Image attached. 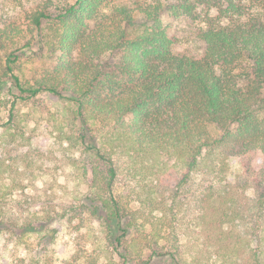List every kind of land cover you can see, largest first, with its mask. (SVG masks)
Here are the masks:
<instances>
[{
	"label": "trees",
	"instance_id": "16d2710c",
	"mask_svg": "<svg viewBox=\"0 0 264 264\" xmlns=\"http://www.w3.org/2000/svg\"><path fill=\"white\" fill-rule=\"evenodd\" d=\"M163 14L202 24L199 58ZM40 95L63 104L86 192L38 193L33 161L2 152L6 264H57L60 222L91 241L60 264H264V0H0L3 146Z\"/></svg>",
	"mask_w": 264,
	"mask_h": 264
},
{
	"label": "rangeland",
	"instance_id": "374dc122",
	"mask_svg": "<svg viewBox=\"0 0 264 264\" xmlns=\"http://www.w3.org/2000/svg\"><path fill=\"white\" fill-rule=\"evenodd\" d=\"M127 1L134 3L144 0ZM161 23L175 54L195 58L202 55L204 44L198 36L202 27L201 23L193 22L184 16L174 17L170 14H163ZM15 110H18L20 118L12 117L11 119L12 122L19 125L22 137L18 134L13 143L5 137L6 141L4 140L3 144H8L7 140H9V146H3L0 142V154L5 152L8 161L16 163L20 167L24 165L21 161L24 158L33 161V167H31L35 171L32 181L39 191L38 193H42L43 190L51 191L58 198L64 199L67 204L81 203L82 196L86 192V185L85 183L79 185L78 178L81 173L76 170L72 162L81 160L84 154L81 146L73 147L67 141L58 138L60 135L59 124L63 120V104L55 99L50 100L44 95H40L27 106L17 104ZM8 115L9 113L6 112L0 114V125L8 121ZM3 128L0 127V129ZM10 131H14V128ZM2 138L4 139L3 135ZM251 158L253 168L258 169L262 164L261 154L254 152ZM239 165V160L233 159L231 169H238ZM36 167L40 168L41 172H38ZM75 221L74 223L77 225ZM184 222L185 224L190 223L191 229L198 230V221H193L192 226L190 220ZM56 227L60 230L53 245L57 264L69 258L73 251L79 247L91 248V241L88 240L86 233L82 234V237L72 226L70 229H64L63 222L57 223ZM9 257L10 253L0 238V264L8 263Z\"/></svg>",
	"mask_w": 264,
	"mask_h": 264
}]
</instances>
